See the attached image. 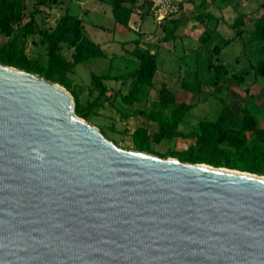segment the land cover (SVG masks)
I'll use <instances>...</instances> for the list:
<instances>
[{
    "label": "water",
    "instance_id": "obj_1",
    "mask_svg": "<svg viewBox=\"0 0 264 264\" xmlns=\"http://www.w3.org/2000/svg\"><path fill=\"white\" fill-rule=\"evenodd\" d=\"M0 62V264H264V176L120 148Z\"/></svg>",
    "mask_w": 264,
    "mask_h": 264
},
{
    "label": "rangeland",
    "instance_id": "obj_2",
    "mask_svg": "<svg viewBox=\"0 0 264 264\" xmlns=\"http://www.w3.org/2000/svg\"><path fill=\"white\" fill-rule=\"evenodd\" d=\"M111 4L112 0H0V62L12 61L7 65L45 79L37 69L49 72L47 80L65 88L82 111L92 107L87 119L75 107L76 114L120 148L180 160L198 157L216 167L258 169L254 162L260 144L256 148L219 138L207 123L221 125L229 105L241 119L253 115L249 129L227 125L238 136L251 139L264 131L263 42L252 41L250 32L255 21L264 20V0H177L178 11L160 22L150 0H136L131 29L115 22ZM61 20L60 38H45ZM207 27L212 31L205 40ZM168 29H175V40L164 39ZM221 36L234 40L217 52L215 47L223 45ZM75 37L88 47L91 39L100 49L79 55L72 44ZM141 56L154 67L150 84L139 79ZM213 65L225 70L217 83ZM231 74L242 83L229 79ZM95 75L111 77L103 80L106 91ZM164 85L176 94V102H162ZM175 117L179 122L168 131Z\"/></svg>",
    "mask_w": 264,
    "mask_h": 264
},
{
    "label": "trees",
    "instance_id": "obj_3",
    "mask_svg": "<svg viewBox=\"0 0 264 264\" xmlns=\"http://www.w3.org/2000/svg\"><path fill=\"white\" fill-rule=\"evenodd\" d=\"M111 5H112V14L115 22L127 29H131L132 28L131 18L132 15L136 12L135 11L137 6L136 0H112ZM150 5H151V0H150ZM200 20L202 22H205L204 17H201ZM240 20L242 21L243 17H241ZM63 27H64V20H61L58 23L56 29L50 34L45 33L44 37L49 40H57L58 38H60V34ZM211 31L212 29L209 27H207L206 30L204 31L203 36H205L204 37L205 40L209 38V34L211 33ZM250 32H251L252 41L259 40L263 42L261 53L264 56V20L255 21V27L251 29ZM164 39L175 40L176 39L175 29H168L167 35L165 36ZM221 40L223 41V45L215 47V50L217 52H220L224 46L230 44L234 39L221 36ZM88 42H89V47L85 45L83 42H81V39L79 37H75L72 40V44L76 46L79 55H82L86 50L90 51V50L100 49V46L97 43H95L93 40L89 39ZM141 59L143 60V65L138 70L139 79L142 80V78H144L146 80V84H150L151 83L150 79L154 74L153 73L154 67L150 63H148L146 57L141 56ZM11 62L12 61L5 60L4 64L5 65L11 64ZM261 65H263L264 67V59L261 61ZM212 68L215 73L214 83H217L218 80L223 77L225 70L222 65H213ZM37 72L43 74L47 79L51 78V74L49 72H44L39 69H37ZM108 79H111V77L108 75H103V76L95 75V81L97 84L101 86L103 91H106V86L104 85L103 80H108ZM229 79H235L239 84L242 83V78L239 77L237 74H231ZM130 96L131 94L125 96V98H129ZM161 97H162V102L165 104L176 102V94L173 91H171L166 85H164L161 90ZM76 109L79 111L80 116L86 119L89 118L92 114V107H88L85 111H82L77 104ZM252 116L253 115L244 116L241 119L237 114H235V111L229 105H226L220 117V119L222 120V124L219 125L218 122L215 123L209 122L207 123V126L209 127L210 131H212V133L215 134L217 137L229 138L233 141V143H237L239 145L252 143L255 147L260 144L262 146L261 147L262 150H259L260 156L255 157L256 160L254 162L255 165L257 164L259 166L258 169H255L250 165L248 166L237 165L235 168L241 169L242 171H248V172L264 175V131L257 132L254 138L252 137L251 139H248L247 137H244L242 135L238 136L239 135L238 131H236L233 128L227 127V125L231 123L232 125L241 124L245 127L244 129H249V127L252 126ZM179 119H180L179 117H175L174 124L172 128L168 129V131L172 130L177 126ZM181 161L184 162L191 161L192 163H201L199 162L200 159H198V157H191V156L183 157L181 158Z\"/></svg>",
    "mask_w": 264,
    "mask_h": 264
},
{
    "label": "built area",
    "instance_id": "obj_4",
    "mask_svg": "<svg viewBox=\"0 0 264 264\" xmlns=\"http://www.w3.org/2000/svg\"><path fill=\"white\" fill-rule=\"evenodd\" d=\"M152 13L157 21H163L178 11L177 0H151Z\"/></svg>",
    "mask_w": 264,
    "mask_h": 264
},
{
    "label": "bare ground",
    "instance_id": "obj_5",
    "mask_svg": "<svg viewBox=\"0 0 264 264\" xmlns=\"http://www.w3.org/2000/svg\"><path fill=\"white\" fill-rule=\"evenodd\" d=\"M226 169L230 170V171H234V172H243L245 174H250V175H254V176H264V175H260V174H257V173H252V172H248V171H242V170H238V169H232V168H226Z\"/></svg>",
    "mask_w": 264,
    "mask_h": 264
},
{
    "label": "crops",
    "instance_id": "obj_6",
    "mask_svg": "<svg viewBox=\"0 0 264 264\" xmlns=\"http://www.w3.org/2000/svg\"><path fill=\"white\" fill-rule=\"evenodd\" d=\"M111 14H112V10H111ZM112 16H113V14H112Z\"/></svg>",
    "mask_w": 264,
    "mask_h": 264
}]
</instances>
